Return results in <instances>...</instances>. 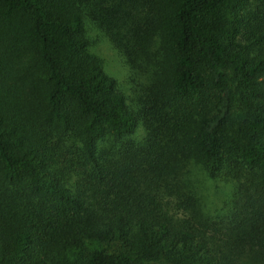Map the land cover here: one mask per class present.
Returning a JSON list of instances; mask_svg holds the SVG:
<instances>
[{
  "label": "trees",
  "instance_id": "1",
  "mask_svg": "<svg viewBox=\"0 0 264 264\" xmlns=\"http://www.w3.org/2000/svg\"><path fill=\"white\" fill-rule=\"evenodd\" d=\"M0 264H264V0H0Z\"/></svg>",
  "mask_w": 264,
  "mask_h": 264
},
{
  "label": "rangeland",
  "instance_id": "2",
  "mask_svg": "<svg viewBox=\"0 0 264 264\" xmlns=\"http://www.w3.org/2000/svg\"><path fill=\"white\" fill-rule=\"evenodd\" d=\"M90 33L96 40L91 48L92 51L102 59L104 71L125 89V95L128 96L129 103L133 105L132 100L141 94L142 77L124 65L120 54L105 41L99 31L93 29ZM139 128L140 124L138 129L136 128L137 135L141 131ZM198 178L200 181L197 183V192L212 212L221 204V199L224 197L223 188L213 181L204 179L201 175Z\"/></svg>",
  "mask_w": 264,
  "mask_h": 264
}]
</instances>
